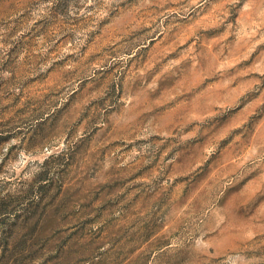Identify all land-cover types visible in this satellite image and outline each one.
Here are the masks:
<instances>
[{
    "label": "rangeland",
    "instance_id": "374dc122",
    "mask_svg": "<svg viewBox=\"0 0 264 264\" xmlns=\"http://www.w3.org/2000/svg\"><path fill=\"white\" fill-rule=\"evenodd\" d=\"M0 137V264H264V0H0Z\"/></svg>",
    "mask_w": 264,
    "mask_h": 264
},
{
    "label": "trees",
    "instance_id": "16d2710c",
    "mask_svg": "<svg viewBox=\"0 0 264 264\" xmlns=\"http://www.w3.org/2000/svg\"><path fill=\"white\" fill-rule=\"evenodd\" d=\"M6 140V137H0V147ZM54 156V154L49 155L42 163L39 170L34 174V177L31 180L25 194V199L28 200L27 208L24 211V214L19 215L21 216V218L18 217V214L15 216L13 222L11 223L10 229H15L16 225L19 224V222H28L37 214L38 210L42 206L45 208L53 201L54 194L57 189L54 181L55 178L53 169L58 160L54 159ZM12 198L13 196L11 197L10 194H0V227L4 226L8 218L14 217L12 216V214L15 208H10V205H12L13 201ZM19 218L22 220H20ZM2 245L3 248H5V245Z\"/></svg>",
    "mask_w": 264,
    "mask_h": 264
}]
</instances>
